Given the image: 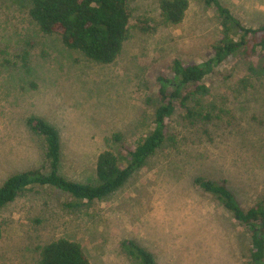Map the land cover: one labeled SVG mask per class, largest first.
<instances>
[{
	"label": "rangeland",
	"instance_id": "obj_1",
	"mask_svg": "<svg viewBox=\"0 0 264 264\" xmlns=\"http://www.w3.org/2000/svg\"><path fill=\"white\" fill-rule=\"evenodd\" d=\"M220 1L243 24H264V0ZM29 4L0 0V186L15 173L45 170V143L27 127L30 116L58 130L61 174L96 183L98 154L117 151L113 134L131 144L151 130L157 76L171 75L174 59L204 62L220 36L203 0L190 1L180 24L159 27L156 0H129V38L115 61L101 64L43 34ZM247 67L240 55L217 67L208 94L176 108L163 144L107 198L73 206L67 193L34 186L0 208V264H38L39 248L58 238L78 242L90 264H131L121 249L130 239L157 264H246L247 229L194 180H225L244 207L264 196V75Z\"/></svg>",
	"mask_w": 264,
	"mask_h": 264
},
{
	"label": "trees",
	"instance_id": "obj_2",
	"mask_svg": "<svg viewBox=\"0 0 264 264\" xmlns=\"http://www.w3.org/2000/svg\"><path fill=\"white\" fill-rule=\"evenodd\" d=\"M190 1L156 0L161 19L155 22V27L180 24ZM203 1L213 9L220 23V36L213 45V54L199 64H184L174 59L169 68L171 75L161 73L157 76V90L151 98L155 107L151 130L131 144L123 141L121 133L113 134L112 140L119 145L117 151L104 150L98 154L97 182L81 183L67 179L60 172L61 138L56 127L43 118L28 117L29 130L44 140L46 167L45 170L35 168L9 176L0 186V208L34 186L53 187L67 193L73 199V206L107 198L163 144L166 122L176 108L188 109L186 103L190 98L208 94L207 77L228 58L240 55L248 61L247 70L251 76L264 75V24L247 26L220 0ZM28 13L43 34L58 36L67 49L79 51L101 64L115 61L130 35L129 0H30ZM149 30L140 27L142 32ZM201 115L205 121L212 118L208 112ZM194 181L247 229L250 246L246 264H264V196L244 207L225 180L196 177ZM121 249L131 264H157L154 255L135 240L122 241ZM37 263L90 264V261L78 242L58 238L39 248Z\"/></svg>",
	"mask_w": 264,
	"mask_h": 264
}]
</instances>
